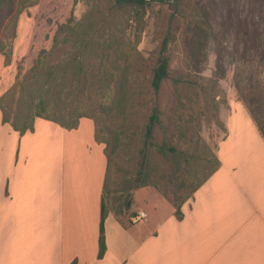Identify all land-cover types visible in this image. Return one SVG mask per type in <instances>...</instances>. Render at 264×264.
I'll use <instances>...</instances> for the list:
<instances>
[{"label":"rangeland","instance_id":"1","mask_svg":"<svg viewBox=\"0 0 264 264\" xmlns=\"http://www.w3.org/2000/svg\"><path fill=\"white\" fill-rule=\"evenodd\" d=\"M65 23L79 36L54 50ZM164 41L170 76L156 92ZM236 102L264 127V0L156 2L138 13L117 12L112 0H4L0 8L2 119L6 107L22 128L39 117L68 128L93 121L108 160L104 206L126 226L141 210L151 227L183 215L220 166L231 112V121L245 120Z\"/></svg>","mask_w":264,"mask_h":264},{"label":"crops","instance_id":"2","mask_svg":"<svg viewBox=\"0 0 264 264\" xmlns=\"http://www.w3.org/2000/svg\"><path fill=\"white\" fill-rule=\"evenodd\" d=\"M235 105L245 120L231 112L220 166L180 218L153 227L105 209L108 160L93 121L36 118L20 132L0 112V264H264V134Z\"/></svg>","mask_w":264,"mask_h":264},{"label":"trees","instance_id":"3","mask_svg":"<svg viewBox=\"0 0 264 264\" xmlns=\"http://www.w3.org/2000/svg\"><path fill=\"white\" fill-rule=\"evenodd\" d=\"M4 0H0V8L3 4ZM113 1V8L118 12V11H122L124 9L127 8H131L132 10H135L136 13H138L141 10H144L149 4L151 3H167V2H178L179 0H112ZM80 32V31H79ZM78 32V33H79ZM74 31L73 28L69 25V23H65V24H61L56 32L55 35V39H54V46L52 49L56 50L57 48H60V43H66L67 40H70V37L75 38L76 36H79V34L77 33L76 35H73ZM166 44L167 41H164L163 46H162V51H161V57L158 60V64L157 66L154 68V77H153V81H152V85L153 88L156 92H159L161 87H162V83L169 78L170 76V61H169V57L167 55L164 54L165 49H166ZM92 45L91 41H87L85 46L82 48V50L85 52L87 48H89ZM53 51L50 52V54H52ZM80 57H76L78 63L80 64V69L82 71H84V62L81 61V59H79ZM33 73H36L38 75L39 68H37V66L33 67ZM2 103V101H1ZM4 106V105H3ZM8 112L6 111V107L3 108V121L9 122V116L7 114ZM38 117L40 116V114L37 115ZM39 118H43V117H39ZM158 116L157 114H154L151 118V123L148 126V131H147V137L151 138L152 137V133H153V124L154 122L157 120ZM43 119H47V120H51L48 117H45ZM35 120H32L30 122V124H26V126L24 128L22 127H18V125H14L12 124V126L20 132H26L28 130H33V124H34ZM54 121V120H51ZM55 122V121H54ZM259 127L261 129V131L264 134V127L258 122ZM64 126V125H63ZM66 127V126H65ZM22 128V129H20ZM212 175V174H211ZM103 220H104V216H103ZM104 248H105V241H104V236L102 235L101 237V255L104 253Z\"/></svg>","mask_w":264,"mask_h":264},{"label":"built area","instance_id":"4","mask_svg":"<svg viewBox=\"0 0 264 264\" xmlns=\"http://www.w3.org/2000/svg\"><path fill=\"white\" fill-rule=\"evenodd\" d=\"M146 218V213L143 211H139L137 212V214L135 216H133L131 219L133 222H138L142 219Z\"/></svg>","mask_w":264,"mask_h":264}]
</instances>
